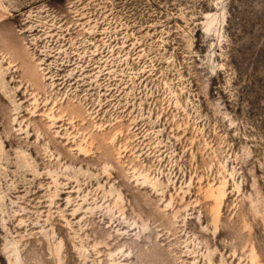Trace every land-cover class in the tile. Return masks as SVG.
<instances>
[{
	"label": "rangeland",
	"instance_id": "374dc122",
	"mask_svg": "<svg viewBox=\"0 0 264 264\" xmlns=\"http://www.w3.org/2000/svg\"><path fill=\"white\" fill-rule=\"evenodd\" d=\"M0 264H264V0H0Z\"/></svg>",
	"mask_w": 264,
	"mask_h": 264
}]
</instances>
